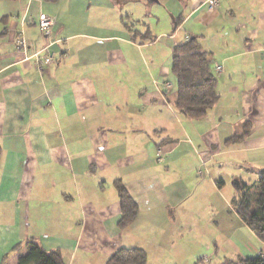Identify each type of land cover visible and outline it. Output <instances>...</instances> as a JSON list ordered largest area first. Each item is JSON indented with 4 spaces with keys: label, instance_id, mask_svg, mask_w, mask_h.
<instances>
[{
    "label": "crops",
    "instance_id": "1",
    "mask_svg": "<svg viewBox=\"0 0 264 264\" xmlns=\"http://www.w3.org/2000/svg\"><path fill=\"white\" fill-rule=\"evenodd\" d=\"M89 1L102 4L90 6L102 12L94 34L78 0H0V264H16L29 240L64 264H107L120 248L143 249L146 264L264 255L231 206L235 181L253 184L264 169V0H217L212 10L163 0L171 52L197 37L211 59L219 100L199 120L164 88L171 63L143 66L167 33L115 30L109 10L120 24L121 6ZM42 14L54 20L49 36ZM45 47L51 64L23 61ZM245 122L249 133L227 143ZM115 182L138 210L125 228Z\"/></svg>",
    "mask_w": 264,
    "mask_h": 264
},
{
    "label": "trees",
    "instance_id": "2",
    "mask_svg": "<svg viewBox=\"0 0 264 264\" xmlns=\"http://www.w3.org/2000/svg\"><path fill=\"white\" fill-rule=\"evenodd\" d=\"M171 59V74L178 95L175 108L190 120L204 118L219 100L217 79L209 54L201 49L198 38L194 37L177 44ZM250 127V123L245 122L241 136L232 137L227 143L242 140L249 133ZM221 183L219 181L218 184ZM236 183V196L232 198L231 206L241 221L264 242V170L259 172L253 184ZM115 188L121 208L118 226L125 228L135 220L138 210L121 183L115 182ZM20 247L17 246L15 250ZM24 247L26 253L17 258L16 264H64L58 251H46L33 240L25 242ZM146 260V253L141 248H120L107 260V264H146ZM206 263L201 259L197 264ZM221 264H264V255L224 260Z\"/></svg>",
    "mask_w": 264,
    "mask_h": 264
},
{
    "label": "rangeland",
    "instance_id": "3",
    "mask_svg": "<svg viewBox=\"0 0 264 264\" xmlns=\"http://www.w3.org/2000/svg\"><path fill=\"white\" fill-rule=\"evenodd\" d=\"M112 1V0H111ZM165 1V0H164ZM163 0H158L157 3H151L149 0H134L132 2H127L122 4L121 1L114 0L112 6H121L120 10L117 12L115 10L116 16L117 13L123 17L122 22L117 24L115 20H113V10L112 8L109 10V18L113 25H116L115 30L117 29H124L123 24H127L132 27L135 31H141L145 34L146 31L149 32L150 35L156 37L157 33L160 31H165V34L162 38H159L158 43L156 46L151 48V53L149 54L148 51L145 52L146 58L145 63L143 66L147 67V65L153 69H159L161 66H165L171 63V46L167 40V36L170 34L171 24H170V17L167 11L162 6ZM147 5V6H146ZM76 6H78L77 14L80 16L82 22L87 24V28H89L90 34L96 33L98 29L93 27L92 21H96L100 18L102 12L97 10L96 8H91L90 6H102V4L91 3L89 0H78ZM151 6V7H150ZM90 7V8H89ZM114 9V8H113ZM122 26V27H121ZM125 32L127 33V29L125 28ZM147 50V49H146ZM171 72V71H170ZM171 81V86L175 89L174 79L171 73H169L168 77ZM264 170V169H263ZM245 177H249V175H245ZM256 176H252V180ZM232 185V182L230 183ZM204 240L203 237L199 239V242Z\"/></svg>",
    "mask_w": 264,
    "mask_h": 264
},
{
    "label": "built area",
    "instance_id": "4",
    "mask_svg": "<svg viewBox=\"0 0 264 264\" xmlns=\"http://www.w3.org/2000/svg\"><path fill=\"white\" fill-rule=\"evenodd\" d=\"M205 4L207 5L209 10H212L217 6V0H206ZM38 24H39V27H40L41 31L43 32V34L45 36H49L50 32H51V27L54 24V20L51 19L50 17L42 14L39 17ZM15 48H16V51L18 53H23V54H25L29 50V46H28V44H27L26 40L24 39L21 32H19L17 34L16 40H15ZM30 58H35L38 60L40 59L41 60L40 63L43 65H49L53 62V57H52V55H50L48 53L47 47H45L41 51L32 53V55H30L28 57H25L23 61H28ZM216 70L218 72H220L221 68L218 67ZM165 88L169 89L170 84L165 83ZM157 154H158V156L161 155L160 150H158ZM203 261L206 262L207 259H203Z\"/></svg>",
    "mask_w": 264,
    "mask_h": 264
},
{
    "label": "water",
    "instance_id": "5",
    "mask_svg": "<svg viewBox=\"0 0 264 264\" xmlns=\"http://www.w3.org/2000/svg\"><path fill=\"white\" fill-rule=\"evenodd\" d=\"M235 183H236V181H235ZM237 184V183H236Z\"/></svg>",
    "mask_w": 264,
    "mask_h": 264
}]
</instances>
